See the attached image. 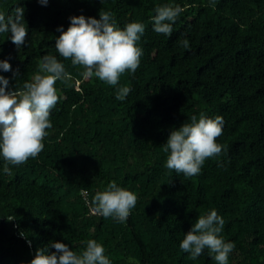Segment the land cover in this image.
<instances>
[{
	"label": "trees",
	"instance_id": "16d2710c",
	"mask_svg": "<svg viewBox=\"0 0 264 264\" xmlns=\"http://www.w3.org/2000/svg\"><path fill=\"white\" fill-rule=\"evenodd\" d=\"M162 4L185 9L171 36L152 30L150 17ZM17 6L28 32L19 49L0 34L8 87L31 81L46 54L72 80L55 83L43 150L9 165L11 175L0 172V264H29L51 241L79 254L88 239L103 245L112 264H213L206 250L192 261L179 248L212 209L225 221L221 235L235 245L229 264H264V0H0L6 14ZM101 10L120 27L145 26L139 67L121 74L117 86L82 79L83 69L55 51L56 29L67 30L69 17L99 19ZM185 38L188 49L178 44ZM119 86L131 89L124 101L115 99ZM201 112L223 118L216 141L227 150L206 159L199 174L177 175L164 167L163 144ZM113 181L137 197L124 223L89 212L95 192ZM10 214L16 220L6 221Z\"/></svg>",
	"mask_w": 264,
	"mask_h": 264
},
{
	"label": "clouds",
	"instance_id": "9594fccd",
	"mask_svg": "<svg viewBox=\"0 0 264 264\" xmlns=\"http://www.w3.org/2000/svg\"><path fill=\"white\" fill-rule=\"evenodd\" d=\"M38 2L44 6L48 4V0ZM209 3L214 5L215 0H209ZM184 10L178 4L156 6L155 14L150 17L152 30L171 36L173 25ZM24 11L21 6L15 7L10 14L0 11V34H8L7 39L17 49L25 44L28 32ZM69 20L67 30L63 26L56 29L60 35L55 40V51L64 60H70L71 65L83 69L79 73L82 79L94 76L109 86H117L121 74L126 70L135 73L142 55L138 42L145 31L143 23L133 21L120 27L111 11L102 10L99 19L79 15L71 16ZM178 44L185 49L190 46L186 38L178 40ZM38 68L39 73L31 81L24 82L21 88L15 90L8 87L9 79L0 75V161L3 162L0 172L5 175L12 174L9 165H22L29 158L35 159L43 150L46 130L52 127L50 112L58 101L55 83L60 81L67 84L72 80L64 63L55 55H44ZM10 70L9 61L0 59V72ZM130 91L127 86L117 87L115 99L124 101ZM223 126L222 117L212 118L201 112L199 117L192 115L187 122L171 129L163 144L167 154L164 167L185 177L199 174L206 159L218 157L222 149L227 150L216 141ZM136 202L137 197L133 192L113 181L103 190L95 192L90 201V211L124 223ZM4 218L8 222L16 220L12 214ZM224 225V219L215 209L199 215L189 231L184 233L179 243L180 250L188 254V259L192 261H196L206 250L213 264H229V256L235 245L221 235ZM19 235L27 239L24 231H20ZM27 242L31 246V241ZM83 243L85 247L78 254L65 243L51 241L36 250L29 264H112L101 243L94 239Z\"/></svg>",
	"mask_w": 264,
	"mask_h": 264
},
{
	"label": "built area",
	"instance_id": "2783aa9c",
	"mask_svg": "<svg viewBox=\"0 0 264 264\" xmlns=\"http://www.w3.org/2000/svg\"><path fill=\"white\" fill-rule=\"evenodd\" d=\"M89 212H90L91 215H96V214H92V213H91V211H90V206H89Z\"/></svg>",
	"mask_w": 264,
	"mask_h": 264
}]
</instances>
